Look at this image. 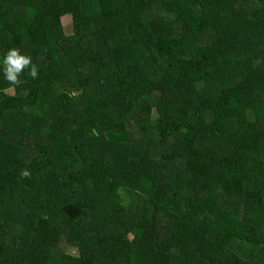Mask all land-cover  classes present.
<instances>
[{
  "label": "trees",
  "instance_id": "16d2710c",
  "mask_svg": "<svg viewBox=\"0 0 264 264\" xmlns=\"http://www.w3.org/2000/svg\"><path fill=\"white\" fill-rule=\"evenodd\" d=\"M0 264H264V0H0Z\"/></svg>",
  "mask_w": 264,
  "mask_h": 264
},
{
  "label": "clouds",
  "instance_id": "9594fccd",
  "mask_svg": "<svg viewBox=\"0 0 264 264\" xmlns=\"http://www.w3.org/2000/svg\"><path fill=\"white\" fill-rule=\"evenodd\" d=\"M25 69L29 70V75L35 79L38 76V66L32 61L30 55L22 54L18 48H10L3 58L4 78L10 86H18L22 83L20 77ZM22 178H30L31 173L23 169L20 173Z\"/></svg>",
  "mask_w": 264,
  "mask_h": 264
},
{
  "label": "rangeland",
  "instance_id": "374dc122",
  "mask_svg": "<svg viewBox=\"0 0 264 264\" xmlns=\"http://www.w3.org/2000/svg\"><path fill=\"white\" fill-rule=\"evenodd\" d=\"M61 21H62V25H63V26L65 27V29L67 30V28H68V26H69V24H70V22H71V18H70V16L62 17ZM122 199H123L124 201L126 200L124 196H122ZM59 246H60V248H61L64 252H66V253H68V254H72V255H77V254H78V253H77V250H76L75 248L67 246V245L65 244L64 241H62L61 244H60Z\"/></svg>",
  "mask_w": 264,
  "mask_h": 264
},
{
  "label": "water",
  "instance_id": "95a60500",
  "mask_svg": "<svg viewBox=\"0 0 264 264\" xmlns=\"http://www.w3.org/2000/svg\"><path fill=\"white\" fill-rule=\"evenodd\" d=\"M93 132L96 133L95 130H93Z\"/></svg>",
  "mask_w": 264,
  "mask_h": 264
}]
</instances>
